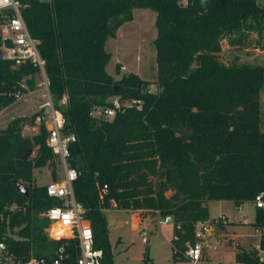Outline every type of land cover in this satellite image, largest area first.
<instances>
[{"label": "trees", "instance_id": "trees-1", "mask_svg": "<svg viewBox=\"0 0 264 264\" xmlns=\"http://www.w3.org/2000/svg\"><path fill=\"white\" fill-rule=\"evenodd\" d=\"M20 1L47 62L53 104L65 119L63 134L76 138L68 159L78 172L73 191L91 224L94 246L103 251L102 264H114L107 210H158L181 225L183 242H192L196 225L210 218L209 203L239 206L264 198L261 92L241 82L264 69L227 66L218 58L225 38L231 45H241L245 32L262 38L264 7L256 0ZM136 9L156 13L153 82L133 73L115 80L107 71L106 42L133 20ZM37 75L32 66L15 67L0 56V111L16 102L15 92L26 91L22 85L33 89ZM178 84L181 91L175 90ZM152 85L157 92L150 91ZM113 98L132 105L111 120L90 116ZM28 120L17 117L0 129V240L17 259L51 258L65 250L74 263L76 242L65 246L44 231L49 222L41 213L61 202L34 184V170L55 157L43 126L32 139L23 136ZM29 150L36 155L27 156ZM253 225L264 252V209L256 208ZM259 251L238 248L236 260L264 264Z\"/></svg>", "mask_w": 264, "mask_h": 264}, {"label": "rangeland", "instance_id": "rangeland-1", "mask_svg": "<svg viewBox=\"0 0 264 264\" xmlns=\"http://www.w3.org/2000/svg\"><path fill=\"white\" fill-rule=\"evenodd\" d=\"M256 1L264 7V0ZM245 34L246 38L241 45H231L230 38H225L218 55L219 60L227 66L252 65L264 69V33L260 39L255 31L245 32ZM156 37V13L149 9L134 10L133 20L119 28L115 39L109 38L106 42V50L111 54V60L107 65L108 73L115 80H120L123 76L133 73L144 80L155 81L157 62L154 40ZM40 82L41 79L37 75L35 76V87L33 89L26 87L31 91L39 92ZM241 82L256 85L260 89L264 131V71L258 76L243 79ZM175 90L181 91L182 85H176ZM150 91L157 92V86L152 85ZM38 104V100H33L32 104L16 101L1 110L0 129L5 128L17 117H27L29 120L23 124L22 134L32 139L39 134L41 127L31 121L34 115L33 107ZM35 155L36 150L31 156ZM62 175L61 164L55 158L46 167L34 170V184L42 187L50 182L58 181ZM132 211L139 212L137 209ZM141 212V215L154 217V213L150 210ZM255 215L254 202H245L239 206L231 201L210 203L208 222L213 224L217 222L213 230L212 242L217 241L218 244L216 250L206 249L203 259L198 264H240L236 260L238 248L246 252L259 251L260 234L253 225ZM105 216L114 264H193L173 255L171 244L174 227L172 225L160 228L157 226L153 231L147 229V236L144 238L142 232L146 228L143 227L138 231L132 230L131 224L126 223V220H130L131 217L127 212L114 208L105 211ZM222 216L226 218L224 223L219 222ZM119 237H122L123 243L118 245ZM259 255L264 261V252L259 251Z\"/></svg>", "mask_w": 264, "mask_h": 264}, {"label": "built area", "instance_id": "built-area-1", "mask_svg": "<svg viewBox=\"0 0 264 264\" xmlns=\"http://www.w3.org/2000/svg\"><path fill=\"white\" fill-rule=\"evenodd\" d=\"M186 1L179 0L183 5ZM25 7L26 5L20 0H0V56L13 63L15 67L32 66L37 70L41 79L39 92L31 91L22 85L26 91L15 92L14 97L17 102L25 101L32 104L33 100L39 101V104L33 107L34 115H36L35 122L47 130L49 134L47 145L60 162L63 171L58 181L45 185L47 195L59 200L61 205L41 213V217L49 222L44 231L51 239L63 240L65 246L71 241L76 242V256L74 263H71L73 254L60 250L51 258L32 256L28 260H21L10 253L5 242L0 240V264H102L103 251L95 248L91 224L86 219L83 205L76 201L73 191V182L77 179L78 172L70 167L68 159L70 145L76 141V138L74 135L63 134L65 119L62 112L53 104L46 74L47 62L40 54V41L31 34L25 21L23 16ZM131 105L132 103H122L118 98H113L110 106L94 107L90 116L94 119L111 120L117 112L123 110V107ZM137 105V108H140L141 103ZM103 191H106V188ZM254 203L256 208L264 209L263 195H258ZM152 212L158 227L167 225L174 227L171 244L174 256L198 264L203 259L206 249L210 251L217 249L218 242H212L216 221L214 224L208 221L198 223L194 232V240L183 242L178 234L182 230L181 225L175 222L173 216H162L158 210ZM225 221L224 216L219 220L221 223ZM142 236L144 238L147 236L146 230H143ZM143 241L146 242V240Z\"/></svg>", "mask_w": 264, "mask_h": 264}, {"label": "crops", "instance_id": "crops-1", "mask_svg": "<svg viewBox=\"0 0 264 264\" xmlns=\"http://www.w3.org/2000/svg\"><path fill=\"white\" fill-rule=\"evenodd\" d=\"M218 202H227V201H218ZM125 212H127L128 214L131 215L130 220H126V223H130L132 226V230H134V231H138L139 229H141L143 227L146 228V231H147V229H150L151 231H153L158 226L156 221H155V215L152 218V217H147V216L141 215V213H142L141 211H139V212L125 211ZM167 226H169V225H167ZM167 226H163V227H167ZM122 243H123L122 237H119V239L117 240V244L119 245Z\"/></svg>", "mask_w": 264, "mask_h": 264}, {"label": "water", "instance_id": "water-1", "mask_svg": "<svg viewBox=\"0 0 264 264\" xmlns=\"http://www.w3.org/2000/svg\"><path fill=\"white\" fill-rule=\"evenodd\" d=\"M44 2H48L49 0H43ZM221 4H225V0H218ZM32 154V150H29L27 153V156ZM18 189L21 190L23 193H25L26 195H28V189L25 188L24 186H22L21 184L18 185Z\"/></svg>", "mask_w": 264, "mask_h": 264}]
</instances>
